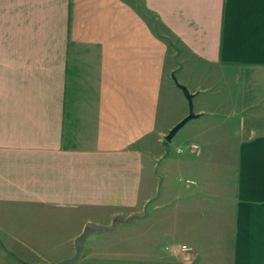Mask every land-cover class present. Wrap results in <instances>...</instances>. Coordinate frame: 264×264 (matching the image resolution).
<instances>
[{
  "label": "crops",
  "instance_id": "0c3cea01",
  "mask_svg": "<svg viewBox=\"0 0 264 264\" xmlns=\"http://www.w3.org/2000/svg\"><path fill=\"white\" fill-rule=\"evenodd\" d=\"M168 74L196 115V151L177 152L225 157L213 197L233 180L195 263L264 264V0H0V264L69 257L82 225L156 195V166L160 200L179 191L161 137L187 112L158 123Z\"/></svg>",
  "mask_w": 264,
  "mask_h": 264
},
{
  "label": "rangeland",
  "instance_id": "374dc122",
  "mask_svg": "<svg viewBox=\"0 0 264 264\" xmlns=\"http://www.w3.org/2000/svg\"><path fill=\"white\" fill-rule=\"evenodd\" d=\"M179 78V76L172 74L165 75L161 91L162 106L158 114L160 125H174V122L182 116L181 114L187 112L186 115H188L190 112L186 96L182 89L175 84L179 81ZM192 109L193 111L195 109L193 101ZM193 120L190 119L188 123L181 127L170 142H162L161 150L169 155L170 160L172 157L175 166H172L173 169L168 181L169 183L172 181L173 189L176 187L174 192L176 190L180 192L170 193V197L165 202L160 200L163 191H167V186L163 189V182L167 184V178L163 177L161 169L158 170L156 166V169H153L156 195L154 194V197L150 198L148 203L139 204L138 213L131 209L130 203L124 202L122 203V211L119 212L118 210L116 218L106 223L104 222L108 219L96 223L100 228L92 231L85 239L81 257L75 264H147L149 260H153L158 264H169L174 261L196 264L195 262L200 258V253L196 249L197 245L192 241L196 239L194 236L197 231L196 228H198V231L208 230L210 232V230H215L219 224L217 218L220 219L221 226V223H227V217L216 215L214 212L219 211V202H227L232 192V187L228 183L230 182L233 186V180L230 178L226 184H222L226 195L219 198L213 197L216 183L221 181L220 176L222 173L219 170L223 166L222 162L225 157L218 154H208L209 150L202 152L201 156L177 152L179 148L183 149L185 145H191V139H194V135H190L192 134L190 127L193 125ZM161 139L164 140L163 137ZM158 148L160 150L161 147L158 146ZM181 158L182 162L185 163V170H180L178 167L177 161H180ZM158 159L156 163L158 165L162 164L165 161V156ZM231 164L232 162L229 163L228 170L225 169L224 175L231 176ZM197 179H200L201 182L198 181L197 183ZM186 180H189V182H186ZM193 180L196 181V184ZM199 182L203 185H200ZM198 187L203 192L201 196H192L186 201L181 200V202L177 198L174 199L177 196H187L188 192ZM123 190V194L126 195L128 189L124 188ZM205 194L211 195V197L207 199ZM187 203L190 204V212H188L189 205H184ZM94 210L95 208H88L87 212L100 217L110 216L111 214L110 211L106 210L105 212L103 210L95 212ZM174 223L177 224V227H174ZM84 225H82L76 236L82 232ZM206 242L208 241L206 240ZM180 245H187L189 249L179 252L177 247ZM73 254L74 251L69 257Z\"/></svg>",
  "mask_w": 264,
  "mask_h": 264
},
{
  "label": "water",
  "instance_id": "95a60500",
  "mask_svg": "<svg viewBox=\"0 0 264 264\" xmlns=\"http://www.w3.org/2000/svg\"><path fill=\"white\" fill-rule=\"evenodd\" d=\"M186 98L189 102L190 112L188 115H186L183 119H181L178 123H176L173 127H171L167 134L164 135V140L167 142H170L172 138L175 136V134L178 132V130L183 127L187 121H189L191 118H194L196 115L192 109V94L187 93ZM100 226L93 222H87L82 232L77 235L74 239V254L71 257H67L64 259H61L57 261L55 264H75L81 257L82 249H83V243L85 239L88 237V235L96 230L99 229Z\"/></svg>",
  "mask_w": 264,
  "mask_h": 264
},
{
  "label": "built area",
  "instance_id": "2783aa9c",
  "mask_svg": "<svg viewBox=\"0 0 264 264\" xmlns=\"http://www.w3.org/2000/svg\"><path fill=\"white\" fill-rule=\"evenodd\" d=\"M189 148L196 149L197 145L196 144H191ZM183 150L182 148H179L178 151ZM186 182H189V180H186ZM179 252H184L189 249L187 245H180L177 247Z\"/></svg>",
  "mask_w": 264,
  "mask_h": 264
},
{
  "label": "trees",
  "instance_id": "16d2710c",
  "mask_svg": "<svg viewBox=\"0 0 264 264\" xmlns=\"http://www.w3.org/2000/svg\"><path fill=\"white\" fill-rule=\"evenodd\" d=\"M186 92V91H185Z\"/></svg>",
  "mask_w": 264,
  "mask_h": 264
}]
</instances>
